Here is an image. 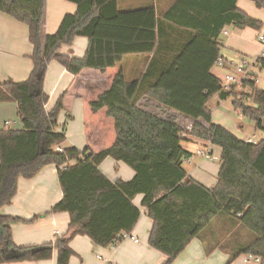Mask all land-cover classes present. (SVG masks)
Segmentation results:
<instances>
[{
  "label": "trees",
  "instance_id": "obj_1",
  "mask_svg": "<svg viewBox=\"0 0 264 264\" xmlns=\"http://www.w3.org/2000/svg\"><path fill=\"white\" fill-rule=\"evenodd\" d=\"M69 1L77 4V12L66 14L58 30L44 37L45 0H0V12L28 25L34 66L27 80L0 84V102L15 101L23 125L0 130V209L12 203L19 177L32 178L47 165L59 168L75 160L65 170L58 169L63 198L46 213H68V235L32 253L31 247L14 242L12 224L23 219L0 213V263L45 260L57 249L56 264H69L75 254L70 243L76 236L114 246L124 232L135 228L144 209L153 221L149 244L167 257L164 264H172L195 238L208 251L225 249L226 264L242 254L261 256L264 264V139L239 138L213 121L210 107L214 96L232 98L237 113L263 128L264 89L254 80L226 89L212 71L221 56L224 29L259 30L262 21L240 9L238 0H177L165 18L173 19L191 1V16L199 23L177 44L171 58L168 46L173 45L159 41L163 26L153 8L141 10L145 20L128 40L111 30L121 17L140 11H122L118 0ZM252 1L264 9V0ZM78 36L89 39L86 55L62 53L61 48ZM152 52L137 78L129 80L120 71L110 89L91 101L95 112L106 108L114 119L113 145L98 152L75 146L66 147L65 153L55 151L66 139L58 129L65 106L60 97L50 111L45 109L49 95L44 80L50 62L56 60L77 75L87 68L103 71L119 66L128 54ZM177 114L193 121L190 134L182 135ZM193 137L221 149L222 166L212 188L189 177L184 167L193 155L186 146ZM107 158L130 166L134 177L109 179L100 170ZM138 195L143 196L141 206L134 203ZM10 252L17 255L9 256Z\"/></svg>",
  "mask_w": 264,
  "mask_h": 264
},
{
  "label": "crops",
  "instance_id": "obj_2",
  "mask_svg": "<svg viewBox=\"0 0 264 264\" xmlns=\"http://www.w3.org/2000/svg\"><path fill=\"white\" fill-rule=\"evenodd\" d=\"M176 1L118 0L119 8L122 11L140 12L121 17L116 21L118 25H115L111 31L119 33L121 37L130 40L145 20L146 13L141 10L153 8L158 24L160 22L163 26V30H160L162 37L158 36V39L161 42L173 45L172 48L168 46V56L172 58L171 54L177 44L185 36L187 37V34L189 36L190 31H195L196 28L193 27H197L196 24L199 23L191 16L194 14L191 1L188 6L184 7L183 12H177L173 19H166L165 14ZM45 3V15L42 24V35L44 37L58 30L66 14H75L78 10L77 4L69 0H45ZM237 5L252 17L261 20L263 24L259 30L250 27L226 28L229 35L223 36L224 43L221 48V56L234 61H237L240 56L239 53L252 54L258 52L262 45L259 41H255V38H257L258 33L264 32V11H261L263 8H258L252 0H238ZM186 20L191 25H187L184 22ZM155 31L158 32L157 28ZM252 43L256 45V48L248 52ZM88 46L89 39L78 36L71 44H65L61 48V52L82 58L86 55ZM32 51L33 44L29 40L28 25L0 12V84L8 80L24 81L30 77L34 67L30 58ZM153 54L154 52L149 55L128 54L124 56L119 66L110 67L103 71L87 68L77 75L69 72L66 67L56 60L50 62L44 80V91L49 95V101L45 105L46 111H50L57 100L63 97L65 108L59 114V124L67 118L76 119L77 117L81 118L87 127L91 122L94 124V128L87 134V138L81 139L76 144L73 143L72 146L77 147L79 150L90 147L93 151L98 152L113 145L116 140L114 119L107 115L106 108L95 112L91 107V101L110 89L114 77L120 71L129 80L137 78ZM223 70L227 73L229 68H223ZM212 71L218 76L214 67ZM258 86L264 89V69L261 72ZM215 97L217 98L215 103L219 107L230 102L228 103L230 107H227L223 112H229L233 116L239 115L233 107L232 98L222 100L218 96L213 98ZM211 101L213 121L226 126L223 122L225 118H222V120L214 119V105ZM177 118L183 125L188 121H192L182 114H177ZM245 118L248 119V122L245 120L239 121V128L234 125L242 136L236 133L234 128L229 130L239 138L248 140L252 136L246 135V126L249 124L255 126V128L257 127L251 118L246 116ZM12 121L16 123L17 129L23 128L18 116L17 103L15 101L0 102V130L6 127L13 128L11 127ZM260 129V138L253 140L254 142L264 139V119L263 128ZM190 139L186 146L193 153L197 148L206 144L203 139L195 137ZM217 148L221 153V149ZM221 166L220 161H209L196 155L193 156L192 162L184 161L188 176L209 188L217 184ZM100 170L112 181H129L135 175V171L130 166L113 158L104 160L100 165ZM62 198L63 191L59 183L58 168L55 164L45 166L32 178L19 177L17 192L12 203L0 209V213L3 215L23 219L12 224L13 238L17 246L33 248L47 243H55L58 238L68 235L70 223L68 213L46 214ZM142 198V195H138L134 203L141 206ZM152 227L153 221L143 209L138 223L131 231V234L139 239L138 242L126 238L114 246L103 247L96 245L88 236L78 235L70 243L75 254L69 264H164L167 257L149 244ZM57 255L58 251L54 249L52 257L49 259L11 261L0 264H56ZM91 256H96L98 261L91 259ZM243 256L244 254L240 255L231 264H258L254 261L244 263ZM228 257L229 253L225 249L217 247L208 251L205 244L200 239L195 238L172 264H226Z\"/></svg>",
  "mask_w": 264,
  "mask_h": 264
},
{
  "label": "built area",
  "instance_id": "obj_3",
  "mask_svg": "<svg viewBox=\"0 0 264 264\" xmlns=\"http://www.w3.org/2000/svg\"><path fill=\"white\" fill-rule=\"evenodd\" d=\"M229 35V31L224 29L223 36ZM258 41L262 45L261 52L256 57H249L248 55H241L238 57L237 61L229 60L226 57L220 56L216 62L215 66L229 68V71L225 73V83H223L224 88L228 89L231 85H241L244 81L254 80L257 84L260 83L261 72L264 69V33L258 34ZM70 118L66 119V123ZM194 129L193 121H188L184 125L182 124V135L186 136L192 132ZM247 141L253 142V139H248ZM55 151L60 153H65V148L63 146H56ZM199 156L203 159L209 161H221V153L216 150V147L210 142L206 145H202L197 148L193 155L186 159L187 162H192L193 156ZM75 160H69L66 163L60 165L61 170H65L70 164H74ZM58 168V167H57ZM58 168V169H59ZM132 239L135 242H138L139 239L136 238L131 232H124L122 239ZM101 258V257H100ZM244 263H250L252 261L261 264L262 257L253 254H244L243 256ZM106 262V261H105ZM107 263V262H106ZM108 264V263H107Z\"/></svg>",
  "mask_w": 264,
  "mask_h": 264
},
{
  "label": "rangeland",
  "instance_id": "obj_4",
  "mask_svg": "<svg viewBox=\"0 0 264 264\" xmlns=\"http://www.w3.org/2000/svg\"><path fill=\"white\" fill-rule=\"evenodd\" d=\"M261 11H264L263 9ZM264 33V32H263ZM259 34V33H258ZM258 34L256 35L257 38H255V41H258ZM250 51L254 50L256 48V45L252 43L251 47H249ZM261 46L260 49L258 50V52L255 53H239V55H248L249 57H256L259 55V53L261 52ZM238 60V59H237ZM216 73L218 74V76H220L222 78L223 83H225V73L226 71L223 70V68L219 67V66H214ZM215 101H217V98H213V100L211 101V103L213 102V116L214 119H218V120H222V118L224 119V123L226 124V126L222 123H219L223 126H225L226 128L230 129V128H234L235 132L238 133L240 136L241 133H239V131L237 130L238 125H239V121H247L248 119L245 118V116L243 115H234L229 113V112H223L224 110H226L227 107H230L227 102V104H223L221 107H219ZM72 121V122H71ZM237 127H235V126ZM94 124H92V122L90 123L89 127H87L86 123H84V121L77 117L76 119H70L67 123L66 120L60 124V126H58L59 130H63L64 133L66 134V139L65 141L62 143L61 146H63L64 148L72 146L73 143L76 144L79 141H81V139H86L87 138V134L89 132H91V130L94 128L93 127ZM11 127H13L12 129L17 130V125L14 121H12ZM231 130V129H230ZM245 131L247 132L246 135L252 136L251 138L253 140H258L260 138V134H261V129L255 128V126H251V125H247L245 128ZM255 134V135H254ZM245 135V136H246ZM205 143L207 142L206 140H203ZM86 148V147H85ZM85 148L81 149L84 150ZM216 150L218 151V148L216 147ZM91 259H93L94 261H98L96 256H91Z\"/></svg>",
  "mask_w": 264,
  "mask_h": 264
},
{
  "label": "water",
  "instance_id": "obj_5",
  "mask_svg": "<svg viewBox=\"0 0 264 264\" xmlns=\"http://www.w3.org/2000/svg\"><path fill=\"white\" fill-rule=\"evenodd\" d=\"M38 78H40V77L38 76ZM42 250H43V247H42V246H37V247H33V248L31 249V252H32V253H38V252H40V251H42ZM8 255H9V256H13V255H17V253L10 252V253H8Z\"/></svg>",
  "mask_w": 264,
  "mask_h": 264
}]
</instances>
